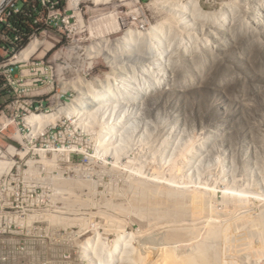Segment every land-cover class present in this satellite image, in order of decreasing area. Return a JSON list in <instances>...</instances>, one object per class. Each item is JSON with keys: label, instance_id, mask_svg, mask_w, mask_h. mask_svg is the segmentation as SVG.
Instances as JSON below:
<instances>
[{"label": "rangeland", "instance_id": "374dc122", "mask_svg": "<svg viewBox=\"0 0 264 264\" xmlns=\"http://www.w3.org/2000/svg\"><path fill=\"white\" fill-rule=\"evenodd\" d=\"M73 1L40 22L33 40L45 44L21 64L18 93L0 100V264H184L202 251L208 264H264V0ZM173 8L190 11L187 30L171 28L182 18ZM211 12L227 26L215 24L214 39L199 23ZM157 24L153 52L164 58L149 74L119 56L117 40L129 30L131 49L144 50ZM37 79L38 98L28 86ZM109 84H125L114 118L81 108L36 132L25 121L31 101L52 114L78 99L77 86L92 98ZM143 187L194 209L154 216L138 209Z\"/></svg>", "mask_w": 264, "mask_h": 264}, {"label": "bare ground", "instance_id": "6f19581e", "mask_svg": "<svg viewBox=\"0 0 264 264\" xmlns=\"http://www.w3.org/2000/svg\"><path fill=\"white\" fill-rule=\"evenodd\" d=\"M94 2H95V4H105V3H107V1L108 0H93ZM80 2V0H74L73 1V5L74 6H77L78 5V3ZM57 7H58V5H54V7H53V14H55V10L57 9ZM234 7V6H233ZM185 9V8H184ZM183 10V9H182ZM190 10V9H189ZM170 11V10H169ZM233 13V12H232ZM171 16H175L174 17V20H176V15H177V17L179 16V14H182V16H179V17H182L180 20L178 19L177 20V23L174 21H170V19H169V17H168V15H166V18H167V20L166 21H170V26L171 25H173V26H178L177 28H180V27H183V29L185 28L186 30H187V26H189V25H192L193 23H189L191 20L189 19L191 16H190V11L189 12H186V11H179V10H177V8L175 9V8H173L172 9V11H170V13H169ZM216 13L215 12H211V13H205L204 14V18H203V16L201 17V20H202V18H203V23H201V22H199L201 25V27H202V31L204 30V32H206L205 33V35L206 36H208V37H212L213 39H214V37H213V31L211 30L212 28H214V27H216V25L218 26L217 28L218 29H221L222 30V25L223 24H219V23H217V16L218 15H215ZM198 15V17L200 16L199 14H197ZM201 15H203V13H201ZM216 17V19H215V17ZM221 16H219V18H220ZM250 17V16H249ZM80 18V17H79ZM165 18V19H166ZM192 18V17H191ZM193 18H194V16H193ZM195 18H196V15H195ZM218 18V19H219ZM235 18H237V17H235ZM164 19V20H165ZM190 20V21H189ZM216 20V21H215ZM232 20H234V18L232 19ZM231 20V21H232ZM238 20V19H237ZM162 21V20H161ZM160 21V22H161ZM166 21H164V24H166V23H169V22H166ZM198 21V20H197ZM220 21H221V19H220ZM220 21H218V22H220ZM160 22H159V24H160ZM166 22V23H165ZM228 22H230L229 20H228ZM150 23V22H149ZM162 23V22H161ZM163 24V25H164ZM203 24V25H202ZM216 24V25H215ZM230 24H231V22H230ZM158 25V24H157ZM162 25V26H163ZM215 25V26H214ZM233 25V24H232ZM241 25V24H240ZM243 25V24H242ZM155 26V25H154ZM166 26V25H165ZM167 26H169V25H167ZM173 26H171V28L173 27ZM230 26V25H229ZM190 27V26H189ZM188 27V28H189ZM200 27V28H201ZM209 27V28H208ZM225 27H227V26H225ZM225 27H223V29L225 28ZM150 28V27H149ZM157 28H159V25L158 26H155V27H151V32L149 33V35H147V37L149 36H154V38H153V41H152V43L151 42H148V40H147V42L146 43H148V44H146V45H148L147 47H145L144 48V50H142V48L139 46L137 49H134L133 50V47H132V49H131V44H130V42L132 43V41H133V39L130 37V35H129V33H131L129 30H128V32L123 36V37H121V38H119L118 40H117V45H118V51H123V52H125L126 53V55H119V56H122V58H123V60L125 59V60H127V62H129V61H135L136 63H139L140 65H141V67L143 68V69H146V67H147V70L149 71L148 73L149 74H151V73H153V71H152V68L151 67H153V66H155V64H157V63H161L162 61H161V59L162 58H164V57H162V56H156L155 55V53L156 52H153V51H155V47L157 46L156 45V43L158 42V40H159V33H157V31H156V29ZM166 28V27H165ZM208 28V29H207ZM170 29V28H169ZM241 29V28H240ZM168 30V29H167ZM181 30V29H180ZM200 30V29H199ZM208 30V31H207ZM177 31H179L178 29H177ZM201 31V30H200ZM217 31V30H216ZM236 31H238V30H236ZM180 32V31H179ZM218 33H219V31H217ZM221 32V31H220ZM162 33V32H161ZM173 33H175V32H173ZM182 33V32H181ZM134 33H132V35H133ZM148 34V33H147ZM222 34V33H221ZM2 35H4V28L3 27H0V36H2ZM171 35V34H170ZM181 35V34H180ZM185 35V34H184ZM134 36V35H133ZM145 36V35H144ZM164 36V35H163ZM162 37V36H161ZM185 37V36H184ZM163 38V37H162ZM146 39V38H145ZM200 39V38H199ZM149 40H150V38H149ZM161 40V39H160ZM159 40V41H160ZM162 42H163V40H161ZM210 42H212L211 40H209ZM214 41V40H213ZM159 43H161V42H159ZM213 43V42H212ZM42 44H45L44 43V41H40V40H33V41H31L28 45H27V47L24 49V51H22L21 53H20V56H19V58H18V60H17V62H21V64L24 62V61H26L27 62V60H29V59H27L29 56H32V54L33 53H35L36 52V50H39L38 48L40 47V46H42ZM133 44V43H132ZM159 45V44H158ZM164 45V44H163ZM48 46V45H47ZM106 46V45H105ZM108 46V45H107ZM132 46H134V45H132ZM135 47V46H134ZM162 48V45L161 46H158V48L161 50V48ZM23 47H19V50L20 49H22ZM46 48H48V47H46ZM131 50H133V51H131ZM163 51V50H162ZM158 52V51H157ZM160 52V51H159ZM161 53V52H160ZM36 54V53H35ZM163 55V54H162ZM165 56V55H164ZM108 57H109V55L107 56V58L106 59H108ZM113 57H111L108 61H109V63L112 65V66H114L113 67V74H115V76L117 75V76H119V73H121L120 72V70H119V66H118V62H120V61H116V60H113L112 59ZM161 58V59H160ZM0 59H3L2 58V56H1V54H0ZM172 59V58H171ZM174 59V58H173ZM172 59V60H173ZM176 59V58H175ZM118 60V59H117ZM161 62H160V61ZM168 61V60H167ZM170 62V61H169ZM175 62V60H173V63ZM177 62V61H176ZM175 62V63H176ZM29 63V62H28ZM27 63V64H28ZM123 63V62H122ZM126 63V62H125ZM172 63V64H173ZM139 64H138V66H139ZM146 64H148V65H146ZM120 65V64H119ZM159 65V64H158ZM135 66V65H134ZM122 67V66H121ZM125 67V66H124ZM123 67V68H124ZM122 70V69H121ZM146 70V71H147ZM123 71V70H122ZM143 71V70H142ZM145 72V71H144ZM123 73V72H122ZM121 75V74H120ZM125 76V75H124ZM119 78H120V76H119ZM126 78H127V76H126ZM137 78V77H136ZM128 79V78H127ZM97 81V80H96ZM99 81V80H98ZM111 81V80H110ZM111 83V82H110ZM124 83V82H123ZM149 83V82H148ZM72 85V84H71ZM104 86H106V87H104V93H105V91H106V93H105V95H103L102 96V93L100 94V92L98 93V92H96V94H94L95 96L93 97V95H91L92 96V98L91 97H85V92H84V89H83V87L81 86V87H78L77 86V91L79 92L78 94H79V97H78V99H76L72 104H70V105H67V106H63V107H60V108H57L56 110H55V112L54 113H52V114H42L43 112H46L47 110H43L42 108H40L39 110H37L36 112H32L30 115L31 116H29L28 118H26V120L25 121H27V124L30 126V127H32L35 131H33V132H36V130L37 129H39L41 126H45V124L47 123V122H49V121H51V120H53V119H55V117L56 116H58L59 114H61V113H66V114H74V112L75 113H78L79 114V110L81 109V108H83V109H89V110H87V111H90L93 115H95L96 113H97V111H99V110H102L104 113H105V111L107 110V111H109L110 112V115H112L113 116V118H114V114H116L117 113V111H118V109H119V107H121V106H119V104H121V102H115L117 99H118V95H122V93L124 92H122V89L124 88V86H125V84H124V86H123V88H121V89H119L120 91H118L117 93H113V89L111 90V86H110V84L107 86V85H104ZM102 87V86H101ZM117 87H118V85H117ZM120 87V86H119ZM115 88V87H114ZM128 88V87H127ZM103 89V88H102ZM125 90H127V89H125ZM146 90V89H145ZM147 90H148V88H147ZM126 92V91H125ZM93 93H94V91H93ZM132 93V92H131ZM90 94V93H89ZM87 95V94H86ZM126 95V94H125ZM132 95V94H131ZM130 95V96H131ZM90 96V95H89ZM124 96V95H123ZM129 96V95H128ZM125 97V96H124ZM134 97V96H133ZM126 98V97H125ZM132 98V97H131ZM130 98V99H131ZM128 99V98H127ZM125 100V99H124ZM120 101V100H119ZM122 101V100H121ZM98 103V106H103V109H99L98 108V106L96 105ZM124 103V102H123ZM128 103V102H127ZM100 104V105H99ZM125 105V104H124ZM105 107V108H104ZM107 107H108V109H107ZM131 107V106H130ZM106 109V110H105ZM105 110V111H104ZM40 111H42L40 114H39V112ZM81 111V110H80ZM84 112V111H83ZM99 112H101V111H99ZM108 112V113H109ZM112 112V113H111ZM103 113V114H104ZM127 113V112H126ZM125 113V114H126ZM121 114V113H120ZM97 115V114H96ZM100 115V114H99ZM102 115V114H101ZM108 116H109V114H108ZM124 116L122 115V117H120V118H122L121 120H123L124 118H123ZM119 118V119H120ZM24 121V122H25ZM27 125V126H28ZM49 125V124H48ZM47 125V126H48ZM51 125H53L52 123H51ZM28 126V127H29ZM105 128V127H104ZM110 130V129H109ZM33 132H32V134H33ZM31 133V132H30ZM29 133V134H30ZM102 133V132H101ZM32 134H30V135H32ZM34 135V134H33ZM100 139V138H99ZM115 139V138H114ZM105 143V142H104ZM103 150V149H102ZM11 151L12 152H16V150H14V149H12L11 148ZM38 151H40V150H38ZM61 151V150H60ZM26 152L27 151H23V152H19V154H21V155H25L26 154ZM6 164H2V162H0V168H2V169H7L8 167H6L5 166ZM8 170V169H7ZM1 172H2V170H1ZM0 172V173H1ZM136 190L137 189H135V192H136ZM150 189H148L147 187H143L142 189H140L138 192H139V195H140V200H139V205L141 206V208H140V206H139V208L138 209H142L143 208V210H146L147 212H148V210L149 211H153V213H151L152 215H157V216H160V217H163V216H165V215H178L179 213H181V212H185V211H187V210H189L190 208H191V206H193V200H191V203L192 204H190V208L185 204V202L183 203L182 202V200H180L179 198V193L178 192H174V191H167L166 192V194H167V201H162V200H160V198H159V189H151L150 191H149ZM133 192V191H132ZM133 194V193H132ZM182 195V194H181ZM133 199V198H132ZM139 199V198H138ZM188 200V199H187ZM137 202V201H136ZM194 202H196L197 203V200H194ZM132 203V202H131ZM196 203H195V205H196ZM137 205V204H136ZM135 205V206H136ZM194 207V206H193ZM191 209H194V208H191ZM145 211V212H146ZM144 212V213H145ZM263 234H264V224H263ZM221 234V232L219 231V232H217V231H214V233H212L213 235V237L214 238H219V236H220V234ZM120 237H122V236H120ZM120 244V243H119ZM89 247V243L87 244V243H85V246H84V250L88 253V252H90V251H88V250H86L87 248ZM116 248H118V244L116 245V247H115V249ZM202 252H204V254L203 253H201L200 255H198V256H195V257H190V258H188V259H185L184 260V264H208V262H209V256H208V254H206V251H202ZM217 255V254H216ZM219 255V254H218ZM89 256H92V255H89ZM89 256H87V257H89ZM214 262V261H213ZM215 264H217L218 263V259L216 258V260H215V262H214ZM90 264H110V260H98L97 262H94V261H92Z\"/></svg>", "mask_w": 264, "mask_h": 264}, {"label": "built area", "instance_id": "2783aa9c", "mask_svg": "<svg viewBox=\"0 0 264 264\" xmlns=\"http://www.w3.org/2000/svg\"><path fill=\"white\" fill-rule=\"evenodd\" d=\"M22 2L28 3L29 5V11L37 12L39 9V3L36 2V0H0V27L4 28V35L0 36V49L4 51V58L0 59V100L6 96H9L10 91L13 89L15 90V82L14 78L15 76L24 78L25 76V70L23 69V65H21V62H12V60H9V56L13 55L16 57V55L19 53V47H25L26 45H23V37L16 33L15 38L12 39L9 35V32L12 30L10 25V19L14 15L18 14H26L27 10H25L24 6L22 8L19 7V3ZM58 0H40V8L41 11L37 12V16L34 20V25H40V22L43 20V18H46L47 15V24L48 26H51L53 21V7L54 5H58ZM45 10L48 11V14H44ZM37 27L34 28L33 33L29 36L28 40L32 41L33 38L36 36V30ZM8 45V46H7ZM30 69L32 70H38L34 69L37 67V64L35 62L30 63ZM41 82L40 79L34 80L31 82V84H28L30 90L33 92L36 91L38 94L36 97H40L39 89L37 88V84ZM25 88V85H23ZM16 93H18V90H15ZM35 95V94H34ZM40 108H45L43 104V100H37V101H31L28 107L26 108V111L28 113L36 112ZM54 127L51 125H48V132H52Z\"/></svg>", "mask_w": 264, "mask_h": 264}, {"label": "trees", "instance_id": "16d2710c", "mask_svg": "<svg viewBox=\"0 0 264 264\" xmlns=\"http://www.w3.org/2000/svg\"><path fill=\"white\" fill-rule=\"evenodd\" d=\"M39 3V9L37 12L41 11L40 8V0H36ZM24 8L27 10L26 14H18L14 15L10 19V25L12 30L9 32V35L12 39L15 38L16 33L20 34L23 37V45H27L29 40V36L33 33L35 27H39V25H34V20L37 16V12L29 11L28 3H24ZM8 46V45H7Z\"/></svg>", "mask_w": 264, "mask_h": 264}, {"label": "crops", "instance_id": "0c3cea01", "mask_svg": "<svg viewBox=\"0 0 264 264\" xmlns=\"http://www.w3.org/2000/svg\"><path fill=\"white\" fill-rule=\"evenodd\" d=\"M0 54H1L2 58H4V51L2 49H0ZM7 97H9V96H6V97L3 96V98L1 99V101L2 100H6L5 98H7Z\"/></svg>", "mask_w": 264, "mask_h": 264}]
</instances>
